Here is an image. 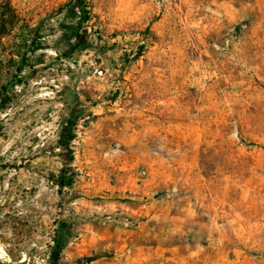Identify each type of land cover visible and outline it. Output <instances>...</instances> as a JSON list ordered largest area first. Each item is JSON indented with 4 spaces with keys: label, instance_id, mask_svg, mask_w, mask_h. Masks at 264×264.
<instances>
[{
    "label": "rangeland",
    "instance_id": "rangeland-1",
    "mask_svg": "<svg viewBox=\"0 0 264 264\" xmlns=\"http://www.w3.org/2000/svg\"><path fill=\"white\" fill-rule=\"evenodd\" d=\"M69 1L0 0V264H264V0Z\"/></svg>",
    "mask_w": 264,
    "mask_h": 264
},
{
    "label": "trees",
    "instance_id": "trees-1",
    "mask_svg": "<svg viewBox=\"0 0 264 264\" xmlns=\"http://www.w3.org/2000/svg\"><path fill=\"white\" fill-rule=\"evenodd\" d=\"M63 8L66 9L67 13L70 16L77 19L78 30L74 31L73 36L78 38L79 41L77 43L80 44V42H82L83 35L80 34L79 30L83 28L84 25L91 20L90 10H88L89 8L88 2L87 0H70L69 2L65 3ZM84 32L87 33L86 30ZM22 72L23 70L20 69L19 75L17 76H20ZM20 83H22L21 78L17 79V81L0 85V113L8 106L10 102V97H9L10 90ZM76 137H77L76 133L72 130L71 127H68L61 134L60 142L63 146H68L71 142H73L76 139ZM68 171H69L68 169H63L60 175L55 177L56 184L61 188L71 186L75 182V173H68ZM63 224L64 223H62L61 226L58 227L55 235L53 254L51 257L50 264H59L61 254L65 247L66 238H65L64 228L62 227Z\"/></svg>",
    "mask_w": 264,
    "mask_h": 264
}]
</instances>
